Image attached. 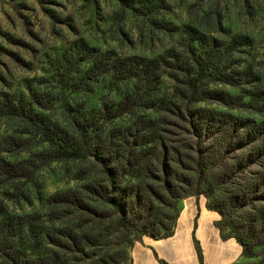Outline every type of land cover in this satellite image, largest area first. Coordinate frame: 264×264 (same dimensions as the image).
<instances>
[{
	"label": "trees",
	"instance_id": "16d2710c",
	"mask_svg": "<svg viewBox=\"0 0 264 264\" xmlns=\"http://www.w3.org/2000/svg\"><path fill=\"white\" fill-rule=\"evenodd\" d=\"M172 33L153 58L94 60L71 88L86 94L107 77L119 97L97 110L63 98L66 126L34 109L42 102L0 104V119L20 120L46 146L19 161L0 155V264H131L127 247L173 235L181 200L218 193L217 226L264 264L263 62L246 35ZM68 160L83 164L76 188L42 198L39 211L12 208L44 167Z\"/></svg>",
	"mask_w": 264,
	"mask_h": 264
},
{
	"label": "rangeland",
	"instance_id": "374dc122",
	"mask_svg": "<svg viewBox=\"0 0 264 264\" xmlns=\"http://www.w3.org/2000/svg\"><path fill=\"white\" fill-rule=\"evenodd\" d=\"M185 25L223 39L249 36L252 55L263 62L264 86V0H0V104L42 102V108H32L66 126L63 98L97 110L105 97H119L108 89L107 77L86 94L71 88L101 54L153 58L175 44L174 27ZM44 148L20 120L0 119V155L19 161ZM82 167L69 160L49 164L36 185L26 186L28 202H11L12 208L41 210L42 198L80 184L76 174ZM207 198L215 203L224 195ZM224 232L231 235L229 227ZM125 252L129 256V247Z\"/></svg>",
	"mask_w": 264,
	"mask_h": 264
},
{
	"label": "crops",
	"instance_id": "0c3cea01",
	"mask_svg": "<svg viewBox=\"0 0 264 264\" xmlns=\"http://www.w3.org/2000/svg\"><path fill=\"white\" fill-rule=\"evenodd\" d=\"M179 216L172 236L155 239L144 236L129 248L131 264H252L234 236L217 226L218 211L209 208V199L188 197L178 204ZM198 246L202 252L200 257Z\"/></svg>",
	"mask_w": 264,
	"mask_h": 264
}]
</instances>
